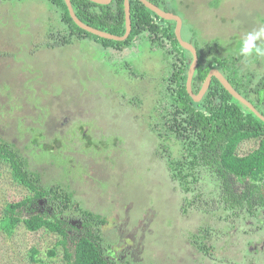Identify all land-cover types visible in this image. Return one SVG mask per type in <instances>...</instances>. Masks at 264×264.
<instances>
[{
	"label": "rangeland",
	"instance_id": "rangeland-1",
	"mask_svg": "<svg viewBox=\"0 0 264 264\" xmlns=\"http://www.w3.org/2000/svg\"><path fill=\"white\" fill-rule=\"evenodd\" d=\"M163 1L183 19L186 40L195 29L200 42H220L222 54L239 52L242 37L264 27V0ZM59 19L49 0H0L2 137L22 150L44 184L66 186L83 208L107 218L103 237L118 246L122 263L263 264L264 229H255L250 216L225 221L209 183L204 191L213 201H202L208 212L186 205L159 154L148 120L167 71L161 55L144 46L115 57L89 38L50 48ZM128 61L146 77H131ZM239 66L256 81L264 75V57L242 58ZM134 95L142 106L126 102ZM259 143L243 140L236 152L245 155ZM33 195L0 158V220L8 203ZM46 207L36 199L21 208L11 231L0 225V264H67L66 249L73 252L83 230L69 229L65 239L45 228L29 230L24 218ZM207 224L210 254L190 241Z\"/></svg>",
	"mask_w": 264,
	"mask_h": 264
},
{
	"label": "trees",
	"instance_id": "trees-1",
	"mask_svg": "<svg viewBox=\"0 0 264 264\" xmlns=\"http://www.w3.org/2000/svg\"><path fill=\"white\" fill-rule=\"evenodd\" d=\"M49 1L60 17V26L52 34L57 38L47 44L50 48L71 44L75 39L89 38L105 50L117 54L115 57L135 48L143 49L144 46L161 55L167 71L157 83L158 96L149 113L148 124L157 137L159 154L165 159L171 178L185 194V204L209 210L202 203L203 200L213 201L204 191L209 183L213 195L216 193L218 196L215 201L219 202L225 221L235 218L248 221L250 216L254 219L255 229H264V121L234 98L216 77L212 78L200 101L191 97L187 90V77L193 55L179 43L175 34L176 21L160 17L140 0H130L131 33L125 40H114L79 27L71 17L65 0ZM71 1L75 13L86 24L115 35H124V0H112L109 4L91 0ZM150 1L170 11L163 0ZM220 1L216 0L215 6ZM196 34L193 29V37L188 40L197 48L199 55L192 81L193 92L198 93L209 71L217 68L239 93L264 114V75L256 81L254 72H241L239 62L243 57L239 52L222 54L216 49L221 47L220 42H200ZM183 38L186 39L184 35ZM124 68L131 77H146V72L141 71L133 61L125 62ZM126 102L139 107L143 100L134 95ZM250 138H260L259 146L250 153L238 155L239 143ZM0 158L7 161L14 176L34 192L32 197L5 206L0 220L3 230L9 232L21 221L19 214L23 212L22 207L36 199L46 200L47 207L43 211H33L23 221L31 231L45 228L64 239L69 229L83 230L75 241L73 252L66 249L67 264H130L129 261L120 262L117 259L118 246L104 239L102 227L109 223L107 218L83 208L75 200L74 192L66 186L44 184L41 172L31 169L22 150L1 134ZM232 226L235 227L234 224ZM210 234V226L201 225L191 235L190 241L198 251L210 254L213 249L209 243ZM249 248L253 249L252 245Z\"/></svg>",
	"mask_w": 264,
	"mask_h": 264
},
{
	"label": "water",
	"instance_id": "water-1",
	"mask_svg": "<svg viewBox=\"0 0 264 264\" xmlns=\"http://www.w3.org/2000/svg\"><path fill=\"white\" fill-rule=\"evenodd\" d=\"M93 2L99 3V4H109L112 0H91ZM142 3H144L149 9L154 11L156 14H158L160 17L166 19V20H174L176 21V27H175V34L179 41V43L186 49H188L192 55L193 60L190 64L189 71H188V77H187V90L191 97L195 101H200L205 93L207 92L208 88L210 87V84L212 82V78L216 77L219 79V81L223 84V86L229 91V93L236 98L238 101H240L242 104L247 106L250 110H252L255 115H257L261 120L264 121V114L261 113L254 104L249 101L247 98H245L241 93H239L234 86L230 83V81L225 77V75L217 68H213L209 71L208 75L206 76L205 81L202 84V87L198 93H194L192 90V81L194 77V73L197 69L198 63H199V55L197 48L194 46L193 43L183 38L182 35V27H183V19L180 15L173 13L171 11H166L162 9L159 5L153 3L150 0H140ZM70 15L76 22V24L87 30L88 32H91L95 35H98L103 38L108 39H114V40H125L128 38V36L131 33L132 30V17H131V3L130 0H124V6H125V18H126V31L124 35H115L106 31H103L101 29L95 28L91 25L86 24L83 22L75 13L74 7L72 5L71 0H65Z\"/></svg>",
	"mask_w": 264,
	"mask_h": 264
},
{
	"label": "clouds",
	"instance_id": "clouds-1",
	"mask_svg": "<svg viewBox=\"0 0 264 264\" xmlns=\"http://www.w3.org/2000/svg\"><path fill=\"white\" fill-rule=\"evenodd\" d=\"M257 41L264 42V27L248 32L242 37L239 55L245 60L253 56L264 57V43L257 44Z\"/></svg>",
	"mask_w": 264,
	"mask_h": 264
}]
</instances>
